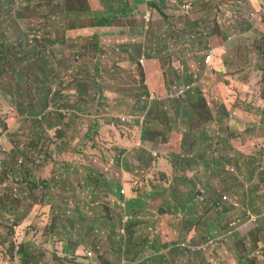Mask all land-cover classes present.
I'll return each instance as SVG.
<instances>
[{
    "label": "rangeland",
    "instance_id": "1",
    "mask_svg": "<svg viewBox=\"0 0 264 264\" xmlns=\"http://www.w3.org/2000/svg\"><path fill=\"white\" fill-rule=\"evenodd\" d=\"M124 1H126L124 10L127 15H121V11H118L124 7L117 8L113 13H107L111 14L108 18V27H117L118 33L95 29L90 25L94 21L93 15L81 14L82 11L74 10L80 13V16H72L70 23L85 24L86 27L74 28L75 34L69 37L64 34L67 30L64 18L66 14L60 13L59 18H56V15L51 16L56 10L57 4L54 1L15 0L10 3L4 1L2 4L0 36H7V47L5 52L0 50V235L6 236V239L2 240L0 236V264H8L13 253L16 254L19 248L31 253V257L26 261L22 260L23 254L20 251V264H67V262L91 264L86 257L72 258L69 253L62 252L63 244L67 245L71 240L67 239L69 230H64L67 215L63 214L64 210L60 207L76 208L78 203L83 207L86 205L94 216L99 211L106 212V204L111 205L116 199L112 197L105 199L107 186L104 187V193L100 194L101 178L105 176L121 182L119 172L112 176L106 171V167L120 171L122 168L120 163H124L121 159L126 155L131 157L130 167L134 168V173L130 180H133L139 196H146V192L151 188L155 190L161 184L169 187L171 184L166 182L163 170L174 172L175 168L180 167L181 165H177L176 161L182 152L176 157L172 146L167 145V142L162 146H155V140H150L152 133L147 129V138L150 142L144 143V146L147 150H151V157L148 159L142 152H137V155L132 154L131 151L139 146L143 122L148 118L147 125L154 126L152 131L162 132L165 129L164 133L168 136L172 132L182 133L183 138H179V142L190 143L194 131H198L204 125H207L205 129L210 131L207 136H212L221 127L217 124L219 117L213 120L212 117L216 116V113L223 114L219 108L220 99L214 98L213 94L209 93L213 83L217 88L216 95L220 98L232 97L233 108H241L252 114L251 125L248 127L250 141L247 146L249 151L251 147H256L259 153L263 151L261 155L264 158V108L258 106L254 111L252 110L254 102L257 101L256 97L264 96V0H259L261 5L257 0H248L247 7L238 8L239 12L236 15L233 12L235 8L232 7L233 14L230 17L223 16V19L220 5L223 4L226 8L225 0H194L193 11L202 18L192 32H185L182 39H173V33L183 29L180 24L170 23L167 18L165 20L169 25H166L162 19H154L151 16L146 31L133 29L141 23L147 8H155L150 7L146 2ZM115 2L122 6L121 0ZM236 3L238 2L233 0L231 4L235 6ZM260 7L262 15L259 16L258 13L256 16H251L252 12ZM63 8L66 9V0L63 2ZM19 13L24 16H19ZM247 14L248 16H245ZM248 17H251L250 20ZM56 19L58 21L54 22ZM224 20L228 24L225 25ZM229 23L234 26L231 27ZM87 27L90 29L89 32H79ZM121 27L123 30H120ZM231 29L234 31L229 33ZM205 31H208L209 41L222 47L221 55L226 65L225 72L206 69L203 64L206 43L200 38L194 39V36L199 37L200 33L204 34ZM18 34L20 37H17ZM166 38L181 46L176 55L184 56L185 62L175 63L179 65V70L170 61L160 62L166 73L164 77L159 75L160 71H157L156 63H153L154 70H149L150 77H147V80L153 87L152 92L157 93L158 100L153 103L151 112L145 111L143 110L145 106L137 107L134 96L129 100L125 95L127 87L134 88L136 82L142 80L132 75V66L126 65L124 77L110 78L107 70L112 67L111 59L117 53L132 49L141 55L144 47L164 44L167 42ZM175 44L172 51L170 47L161 48L163 59L174 55ZM142 56L145 69L146 67L152 69V63L146 61L145 55ZM181 64H186L190 71L197 70L198 78L202 82L200 88L196 90L204 93L206 106H197L205 100L195 101L193 106L197 107H194V111L190 110L189 121L183 114V106L192 100L182 103L183 106H179L176 100L171 101L170 109L169 105L164 109L165 114L169 110L173 111L168 116L169 124L166 125L164 119H157L163 116L162 114L154 115L155 105H159V109H162L165 102L171 99L167 97L164 89L161 93L159 87L163 80L165 84L168 83L167 88L173 84V81L181 82L182 77L188 74L184 72ZM140 69L141 73L145 72L144 68ZM170 70H173L172 75L169 74ZM94 77L97 78L98 85L103 88V97L93 94L91 80ZM258 89L261 91L260 95ZM210 109H215V112ZM123 116L128 119L122 120ZM157 137L163 138L162 135ZM254 138L260 139L254 143ZM184 153H188V150ZM108 158L111 160L118 158V163L114 164ZM142 159L144 164L139 169L140 165L136 162L143 163ZM145 160L152 163L147 164ZM160 161L165 165L160 167ZM244 163L245 160L242 165ZM256 165L262 167L259 163ZM84 166H93L104 175L100 178H89L86 173L81 172ZM62 168H67L68 171L64 172ZM228 168L231 171L229 165H226L224 170ZM137 169L139 171L136 173ZM169 176L175 184L174 177ZM251 177L250 170L249 178ZM213 178L215 177L210 173H206L200 182L194 183V187L197 184L205 188L208 184L214 187L217 184L210 181ZM32 182L43 185L30 191ZM178 183L182 186L184 180L179 179ZM119 186V183H113L116 191H121ZM257 187H254V196L249 199L248 208L249 212L252 211L255 215L263 217L264 202L261 200L264 199V189L260 193L261 200H259ZM129 194L127 190L126 197ZM217 194L219 193L210 194L206 202L204 200L206 194L202 192L205 204L200 202L194 209L190 201L189 210L182 207L179 208L181 211H172L181 196L178 190L173 192L172 189L161 196L164 203L157 207V214L149 219L147 226L135 224L128 232L126 227L125 234H120L123 237L122 241H119L118 237L115 238L111 231L109 235L107 234L109 224L106 221L99 226L90 219L87 226L80 220L75 223L76 229L72 234L74 239L72 241L77 242L82 227L91 230L89 246L94 249L97 264H118L121 259L139 264H143L140 261L144 259L153 261L155 257H150L156 253L157 248H162V242L167 240L166 236L168 240L165 243L172 247L168 253L160 252L162 255L160 257L164 259L163 264H208L209 261L211 264H264V222L262 219L258 220V216L251 218L249 215V218L245 219L246 215L243 216L241 213L240 219L245 220L241 221L243 225L237 223L229 232L240 229L247 233L232 235L234 238L226 242L227 246L225 248L224 245V249L216 248L219 239L206 240L226 229L229 220L222 216L232 218L240 215L237 211L233 216L226 214V204L221 202L226 200V196L220 194L221 200L214 202L216 207L209 209L210 204L218 197ZM49 197L52 198H50L51 202H48ZM69 200H71L69 204H66ZM169 203L170 207L167 206ZM11 204H17L19 207L22 204L33 206L30 210L31 214L28 215L27 220H24L27 229L18 232L12 226V221L7 220ZM140 206L148 213L143 204ZM92 208L94 210H91ZM221 212H224V215ZM212 215L215 221L213 231L208 229ZM80 218L77 213L75 219ZM12 219H15V215H12ZM250 223L257 224L251 226ZM190 226H193V229L198 226L195 229L199 230L195 232L190 230L191 234H187L185 231ZM100 227H104L105 233L95 238V233ZM249 229L253 231L250 232ZM255 229L257 234L254 232ZM57 233L65 237L59 238L56 236ZM133 233L136 239L132 238ZM159 234L162 238L160 242L156 240ZM190 235L194 238H189ZM244 240L249 246L243 243ZM143 242L149 250L144 249L138 257L134 256ZM206 242L216 243L208 252H203L200 248L206 245ZM153 243L156 245L154 246ZM130 244L134 248H128ZM179 244L184 246V251ZM189 247H194V250ZM232 258L235 261H232ZM239 258L244 259L239 262ZM146 264L152 263L148 261Z\"/></svg>",
    "mask_w": 264,
    "mask_h": 264
},
{
    "label": "crops",
    "instance_id": "2",
    "mask_svg": "<svg viewBox=\"0 0 264 264\" xmlns=\"http://www.w3.org/2000/svg\"><path fill=\"white\" fill-rule=\"evenodd\" d=\"M54 1L56 4L61 2L63 3L65 0H51ZM132 1H136V2H146L149 3L150 7H153L155 9H151V8H147L145 11V15L147 13L150 14V16H152L154 19L155 18H159L162 19L166 25H169L165 18H167V20L170 21V23H178L181 25L183 31H177L175 33H173V39H182V37L184 36L185 32H192L194 26L198 23V21L202 18V17H198L195 14V11H193V7L190 8L189 10V14L185 13L182 9L181 6L184 2L190 1V0H155L157 5L154 4V0H132ZM131 1V2H132ZM198 1V0H195ZM226 1V8L223 6V4L220 5L221 10H223V16H228L230 17L233 13H232V7H234L235 9L233 10L234 14L236 15L239 11H237L238 8H240L241 6L247 7V3L248 0H236L238 3L235 4V6H233L231 3L233 2V0H225ZM259 1V0H257ZM121 2L123 4L126 5V1L121 0ZM113 3H117L112 0H88V7L86 10H82V12H80L81 14L83 13H87L90 15H95L94 19H96L99 24H96L95 22H92L90 25L93 26L95 29H101V30H107L109 33H118V28L117 27H112L109 28V24L108 21L103 22L102 20L104 18H110L111 14H107L109 13H113L111 6ZM260 5L261 2L259 1ZM262 7V6H261ZM261 7L258 9H255V12H252L253 14L251 16H256L259 13V16L262 15V11ZM22 9V8H21ZM23 10V9H22ZM74 10L77 11H81L76 9V6H74ZM121 11V10H118ZM123 12H125L124 15H127L128 13L124 10ZM70 16H67L66 21H69L72 16H80V13L78 12H69ZM121 14V13H120ZM245 16H248L245 15ZM249 20L251 17H248ZM148 18L143 17L141 23L136 26L133 27V29H139L142 31H146L148 29L149 26V22L147 21ZM219 22H222L219 20ZM224 24H228L226 20L223 21ZM107 25V26H105ZM229 25L231 27L234 26V24L229 23ZM78 27L76 28H82V27H86L85 24H78ZM121 29V28H120ZM89 27H87L86 29L80 30L79 32H89ZM234 29H231V32H233ZM75 34V33H74ZM73 34V35H74ZM233 34V33H232ZM72 36V35H67ZM200 38L202 41H204L206 43L205 48V52L208 49V47H215L217 51L215 54V63L217 65L218 68H221L222 66H225V63L223 62L222 59V55H221V50L222 47L220 45H214L211 41H209V35H208V31H205L204 34L200 33L199 37H195L194 39H198ZM167 42L164 44H155V45H149L146 46L142 49L141 55H139L138 53L134 52L132 49H128L126 50V54H125V60L128 63L134 64L137 61L139 62L140 59L144 60V57L142 55H145V59L147 62H151L152 63V69L146 67H144V62L142 64H140V66L142 65V68H144L145 73L147 74L146 77H150V75L148 74L149 70H154L153 69V63H156V69L157 71H160V74L162 77L166 76L165 71L162 69V66L159 64L160 62H172L177 69L179 68V65H176L175 63L181 61V62H185L184 60V56H180V55H176L178 53V48H180L181 46L178 43H173V41L170 40V38H166ZM176 49L173 50L174 55H172L170 58L168 59H163L161 56V48L163 47H170L171 51L174 47ZM182 69L184 70V72H188V74L184 75V80L187 78V76L193 72L190 71L188 66L186 64H181ZM99 70V68H97V71ZM179 70V69H178ZM196 71V70H194ZM218 71V70H217ZM227 72V69H226ZM173 70L169 71V74L172 75ZM118 77H124L125 76V72L123 69H120L117 71ZM134 77L137 78H141L138 77L135 73L132 74ZM148 78H143L141 81L136 82V87L134 88H126V96L128 97L129 100H132L133 97L131 95V93H134L135 90H144L148 93H150L149 91L151 90V92L153 91V87L150 84L149 85V81L147 80ZM81 80V79H80ZM99 80V79H98ZM83 81V79H82ZM100 81V80H99ZM147 81V82H146ZM201 80L199 81L198 85L196 87H194L185 97L184 100L180 99H170V101H166L163 108L159 109V105H155V113H157L158 115H163V116H159V119H164L166 122V125L169 124V118L168 116H170L173 111L167 112V114H165L164 109L166 106L169 105V102L176 100L179 106H183L184 103L187 102V100L192 102H188L186 106L184 107V116L187 117V120L190 121V110H193L192 107L195 103V101H199V100H205V95L201 90H196L198 88H200L201 85ZM215 84L213 83V87L209 90V93L213 94L214 98H219L220 99V105L219 108L222 110V113H216V116L212 117L213 119L218 118L217 120V124H219L221 127H219L216 131V133H213L212 136H207L208 132L207 129H205V127L207 125H204L203 127L201 126L200 129L198 131H194V137L192 139V141L190 143L186 142V141H180L179 142V138H183V134L180 133H176V132H172V134L170 136L166 135L164 133L165 129H163L162 132H156V131H152V129H154V126H152L151 124H148L149 119L146 120L145 125L146 127L149 129V131H151V137L150 140H155L154 144L155 146L159 145L162 146L165 144V142H167V145L172 146L173 150H174V154L176 155V157L182 152V154H180V158L176 161L177 165H181L180 167L175 168L174 172H168L166 170V172L163 170V173L166 175V182H170V186L169 187H164L162 184L161 186L157 187L155 190L154 189H150L149 192H146V196H139L138 194V190L136 189V187L133 185V180L132 179V174L134 173V168L130 167V162H131V157L130 155H126L123 156V158L121 159V162L124 163H120V166L122 167L121 170H116L112 167H106V171H109L111 173V175H115L117 172H119L120 174V181L118 180H114V179H110L108 177L103 176L104 173L102 171H100L99 169H96L93 166H84L85 168L82 169L81 172L86 173L89 178L91 177H102L101 181H102V185H101V193H104V187L107 186L108 190H107V194L105 199H108L109 197L115 198L116 200L111 202V208H112V213L113 215H117L119 218H123L124 220H126L127 224L130 226L132 223L134 224H142V226H147L148 221L150 218H152L153 216H155L157 207L159 205H162L164 203L163 200H161V196L167 192V191H171L173 189V192L178 190L181 193V196L178 200V202L175 204V206L173 207L172 211H176L179 210L181 211L182 207H186L188 210L189 208V204L188 201H191L194 204V209L198 207V205L200 204V201H198V199H196V196L200 195L202 192H204L206 194V197L204 200H206V202L208 201V196L212 193H219L221 196L226 195L228 197V203L224 202L223 200L221 201L222 203H225V207H227V213L230 216H233V213L235 211L239 212L241 216V213L244 215V212L247 211L249 212V208H248V204L250 203V200L253 196H254V190H255V186H258L257 188L259 189V194H258V199L261 200V196L260 193L261 191L264 189V171L262 170V168L264 167V158L261 154H263V151H261L260 153L256 150V147L254 148H250L249 151V147L247 146V143H249L250 141V135L248 134V127L251 125V121H252V114L249 113L248 111L241 109V108H233L232 107V97L227 96L224 98H220L218 95H216V90L217 88L214 86ZM150 88V90H149ZM163 89L167 92V97H168V93H169V87L167 88L166 84L164 83V80L161 83V86L159 87V91H161V93H163ZM101 90V95L104 93L103 92V88L100 87ZM229 90V88H228ZM258 92L260 93L261 91L258 89ZM169 98V97H168ZM158 100V99H156ZM155 101V100H154ZM206 102V100H205ZM183 103V104H182ZM172 108H175V106H172ZM254 108H258V104L255 101L254 102V107H253V111ZM169 109H170V105H169ZM248 110V108H247ZM194 111V110H193ZM210 111L215 112V109H210ZM211 119V118H210ZM182 124V121L181 123ZM211 126V124L209 123V127ZM215 126V124H214ZM174 131V130H173ZM192 131V130H191ZM225 134V135H224ZM159 135H162L163 138L161 137H157ZM141 138L139 139V146L135 147L131 153L134 155H137V152H142L144 154L147 155L148 159L151 157V150H147L146 147L144 146V143L150 142V140L147 138L148 134L143 135V130L141 131L140 134ZM156 138V139H155ZM202 139H205V141H203ZM257 139L260 138H254L253 140L254 143L257 141ZM188 145V147H187ZM186 150H188V153H184ZM156 154V152L154 153ZM251 156V158H250ZM175 157V158H176ZM108 160H110L112 163L117 164L118 163V158L117 159H113L111 160L110 158H108ZM243 160H245L244 165H242ZM141 163L140 161L136 162L137 165L139 166V169L143 167L144 164V159H142ZM145 162L147 164H151L152 162H149L148 160H145ZM108 163V161H107ZM259 163L260 165H262V167L257 166L256 164ZM160 167L165 165L164 162L159 163ZM226 165H229L231 167V171L229 170L230 168H228L227 170H224V167ZM251 166V167H250ZM250 167V168H249ZM209 169V170H206ZM62 170L64 172H67L68 169L67 168H62ZM250 170L252 171V177L249 178L250 175ZM139 170H135V172L137 173ZM211 174L212 177H215L213 179H211L210 181L212 183H216L217 185L214 187H211L209 184L206 186L207 188H205L204 186H200L201 184H197L194 187V183L195 182H200V180L202 179V176L204 174ZM169 175H172L174 177L175 180V184H173V182L171 181V177ZM179 179H183L184 180V184L182 186H179L178 180ZM262 179V181H261ZM119 183L120 186L118 187L120 190H125V194H123L121 191H116L113 188V183ZM90 185L92 184L91 182L89 183ZM117 187V186H116ZM178 187V189L176 188ZM125 188V189H124ZM143 188V186H142ZM202 188V190H201ZM135 189V190H133ZM144 189V188H143ZM128 190L129 196L126 197V191ZM207 190V191H206ZM264 191V190H263ZM124 195H122V194ZM217 194V198H215L213 200V202L210 204L209 209H212L215 204L214 202L216 201H220L221 200V196ZM203 200V201H204ZM71 200H69L66 204H69ZM262 202H264V199L261 200ZM206 202H203L204 204ZM105 203V202H103ZM141 204H143L146 208H147V212H144L142 209V206H140ZM239 204V206H238ZM168 207H170V203L167 204ZM244 206V207H241ZM33 206H25L22 204L21 207H17V211L20 213V215L22 216V220H18L20 216H18L15 212H14V204H11L10 206V212L8 213L9 218L7 219L8 221H12V226L14 227V229L16 231H23L25 229H27V226H24L26 221L28 218V215L31 214V208ZM216 207V206H215ZM231 207H235L234 210H230L228 208ZM63 210L67 211V220L68 219H74L73 223H70L67 221L66 226L64 227V230H69V234H67V239L71 240L67 243V245L63 244L64 246H62V252L63 253H69L72 258H80L83 256V253L85 250H93L94 249L92 247H90V242H91V230L88 231V229H84L83 227L80 229V232L78 234V240L77 242H73L72 240H74L72 238V234L74 233L76 227H75V222H77L78 220H80L81 222H84V225L87 226V224L89 223L88 220L90 219L91 221H96L98 219V216L102 214V212H98L97 215H92L91 212L89 211V209L87 208L86 205H84V207L78 203H76V208H71L69 206V208L67 207H60ZM178 208V209H177ZM219 208V207H218ZM91 210H94V208H92ZM214 211V210H212ZM223 211V210H222ZM233 211V212H231ZM168 213V211H166ZM215 213L217 211H214ZM77 213L80 215V219H76L75 217L77 216ZM252 216H258L255 215L254 213H252V211L250 212ZM197 214V213H196ZM222 215H224V212H221ZM12 215H15V219H12ZM198 215V214H197ZM260 215V214H259ZM263 217H259L258 216V220L262 219V221L264 222V213L262 214ZM212 220L209 222L208 224V229L213 231L214 229V225H215V221L213 219V215L211 216ZM236 217V216H234ZM234 217H228L225 218L222 216V218L226 219V220H231ZM24 221V222H23ZM21 222H23L22 224H20ZM155 222V219H154ZM202 222L203 219H202ZM20 224V225H18ZM251 226H256L257 223H250ZM200 226V225H199ZM198 226H195V228ZM130 228L133 229V227L130 226ZM193 229V226H190V229L192 232H195L199 229ZM251 229H249L250 231ZM189 231V230H188ZM254 232L257 234L256 229L254 230ZM240 233V234H239ZM247 232H244V230L239 231L237 233L234 234L235 235H244ZM100 233L97 231L95 233V238H98V235ZM185 234V233H184ZM17 235V234H16ZM259 235V234H258ZM1 236V235H0ZM25 236V234H24ZM59 238H62L63 236L65 237V235L60 236L58 233L57 235ZM2 240L6 239V236H1ZM161 236L160 234L158 235V237H156V240H158V242L161 241ZM166 239L168 240L167 236ZM167 240L163 241L162 243V248L158 251V253H154L152 257L150 258H154L155 259L152 261L150 260H142L140 262L142 263H148V261L152 264H161L162 259L160 257L161 253L165 254L170 252V249L172 246L168 245L167 243H165ZM121 241V240H119ZM245 241V240H244ZM153 245L155 246L156 244L153 243ZM152 246V244L150 245V247ZM149 247V248H150ZM223 249V248H222ZM149 250V249H148ZM250 250V249H249ZM247 250V251H249ZM21 251V253L23 254V258L22 260H26L28 261L29 258L31 257V253L28 250L25 249H20L18 250V252L15 254L13 253V257L10 259V262H8V264H20L19 260L20 257L19 254ZM244 258H242L243 260ZM239 258V262L242 261ZM232 261H235L232 258ZM124 262L123 259L120 260V262L118 264H122ZM125 262H131L129 264H139L138 262H134V261H125ZM67 264H74V263H69L67 262ZM243 264V263H242Z\"/></svg>",
    "mask_w": 264,
    "mask_h": 264
},
{
    "label": "trees",
    "instance_id": "3",
    "mask_svg": "<svg viewBox=\"0 0 264 264\" xmlns=\"http://www.w3.org/2000/svg\"><path fill=\"white\" fill-rule=\"evenodd\" d=\"M14 2L15 0H0V14H1V10H2V4H3V2ZM26 1H28V0H26ZM112 1H114V0H112ZM155 1V0H154ZM122 3V2H121ZM19 4L21 5V1L19 2ZM154 4L155 5H157V3H156V1L154 2ZM74 6H76V9H78V10H86L87 9V7H88V0H66V9L65 8H63V3H61V2H59V3H57V5H56V10L51 14V16H55L56 15V18H59L58 17V15L60 14V13H65L66 15H65V19L67 18V16H70V13L69 12H74ZM125 6V4H123L122 3V6H120L119 5V3H113L112 4V6H111V9H112V11L114 12L117 8H119V7H124ZM124 9H125V7L124 8H122L121 9V15H124L125 14V12H123L124 11ZM181 9H182V7H181ZM10 10V9H9ZM8 10V11H9ZM183 10V9H182ZM184 12H185V10H183ZM186 13V12H185ZM93 15V14H92ZM19 16H21V17H23L24 15L22 14V13H19ZM93 16H95V15H93ZM46 18H47V16H46ZM58 20L56 19L54 22H57ZM103 22H105V21H109V19L108 18H104L103 20H102ZM93 22H95L96 24H99V22L96 20V19H94V21ZM66 25H67V30L65 31V36L66 37H68L67 35H73L74 33H75V30H74V28H76V27H78L77 26V24H72V23H70V21H66ZM100 25V24H99ZM105 26H107V25H105ZM120 30H123V27H121V29ZM17 37H20V35L18 34V36ZM6 38H7V36H0V50L1 51H3V52H5V47H7V41H6ZM5 41H4V40ZM18 41V38L16 39V42ZM13 48H14V44H13ZM35 50V49H34ZM126 51H124V52H120V53H117L116 55H114V57L111 59V61H112V67L111 68H109L108 70H107V73H108V75H109V77L110 78H113V77H118V74H117V71L118 70H120V69H125V67H126V65H131L132 66V70H133V72H132V74L133 73H135L137 76H139V77H141L142 79L143 78H147L146 76H147V74L145 73V72H143V73H141V69L140 68H142V65L140 66V62H136V63H134V64H131V63H128V62H126V60H125V53ZM140 63V64H139ZM143 69V68H142ZM97 71V70H96ZM190 75V74H189ZM188 75V76H189ZM81 81H82V79H81ZM91 86L93 87V94L95 95V96H100V97H103L104 95L102 94L101 95V90H100V86L98 85V83H97V78H92V80H91ZM166 86H168V83L166 84ZM145 94H147V92L146 93H143V92H141V90L139 89H137V90H135V92L134 93H131V95L132 96H134V99H135V104L136 105H138L137 107H141V106H145V109H143V110H148L149 112H151L152 110L151 109H153L152 107L154 106V102L156 101H151V102H149V101H146V99L143 97V95H145ZM197 106H206V102L204 101L202 104H200V105H197ZM197 106H193L192 107V109L193 110H195L194 109V107H197ZM198 109V108H197ZM33 110V108L31 109V111ZM154 115L155 116H158V114L157 113H155V108H154ZM148 119V118H147ZM146 119V120H147ZM145 122L146 121H144L143 122V125H142V127H143V135H145V134H148L147 133V127H146V125H145ZM149 122V121H148ZM149 130V129H148ZM5 131V130H4ZM33 145V144H32ZM32 145H30L29 147L31 148L32 147ZM32 149V148H31ZM43 184H38L37 182H32L31 183V186H30V191H33V190H35V189H37V188H40V186H42ZM55 188L57 187V186H54ZM51 197H49V199H50ZM43 199V198H42ZM52 199V198H51ZM190 201H188V203H189ZM17 207H18V205L17 204H15L14 205V212L18 215V216H20L19 217V219L18 220H22L23 218H22V216L20 215V213L17 211ZM193 207H194V204H193ZM106 209H107V211H106V213H107V215H108V212H109V209H108V207L106 206L105 207ZM63 214H65V215H67V211H63ZM108 218H109V215H108ZM110 219V218H109ZM76 220V219H75ZM68 222H70V223H73V221H74V219H68L67 220ZM76 223V222H75ZM134 223H132L130 226L131 227H133L134 228ZM99 226H97V228H98ZM97 231H99V232H102L103 231V228H99ZM110 231H111V233H112V235L113 236H116V235H118V233H119V231L117 230L116 231V225H112L110 228H109V232H107V234L109 235V233H110ZM251 231H253V230H251ZM250 231V232H251ZM135 237V233H133L132 234V238L133 239H136V238H134ZM122 239L123 238H121L120 240L122 241ZM222 246V244L221 243H219V245H218V247H221ZM130 247H133L131 244L130 245H128V248H130ZM180 247V246H179ZM217 247V248H218ZM134 248V247H133ZM182 250H183V248L182 247H180ZM148 250V248L145 246V243L143 242L142 244H141V248L138 250V252L136 253V254H134V256H136V257H138L139 256V254L143 251V250ZM160 249H156V252L158 253V251H159ZM184 251V250H183ZM130 252V251H129ZM186 253V252H185ZM173 254V253H172ZM126 256V255H125ZM127 257V256H126ZM161 257H162V255H161ZM160 260H162V262H161V264H163L164 263V259L162 258V259H160ZM221 263V262H220ZM64 264V263H63ZM144 264V263H143ZM146 264V263H145ZM222 264V263H221ZM224 264H227V263H224Z\"/></svg>",
    "mask_w": 264,
    "mask_h": 264
},
{
    "label": "clouds",
    "instance_id": "4",
    "mask_svg": "<svg viewBox=\"0 0 264 264\" xmlns=\"http://www.w3.org/2000/svg\"><path fill=\"white\" fill-rule=\"evenodd\" d=\"M147 21H149V20H147ZM209 48H211V47H208V49ZM215 48V47H214ZM213 48V49H214ZM208 49L206 50V52L204 53V57H203V64L205 65V63H204V61H205V56H206V54H207V51H208ZM216 48L214 49V53L216 54ZM218 52V51H217ZM140 62V61H139ZM143 62H144V60H143ZM143 62H140L141 64L143 63ZM214 66H215V70H218L219 72H225V66H222L221 68H218L217 67V65H216V63H215V57H214ZM213 70V69H212ZM197 73V70L196 71H193V72H191L190 73V75L189 76H187V78L184 80V77H182V80H181V82H177V81H173V84H171L170 85V89H171V87L174 85V84H185V83H187V82H190L191 80H192V75L193 74H196ZM77 77H78V75H76ZM80 80V79H79ZM78 80V81H79ZM81 81V80H80ZM200 81V80H199ZM199 81L197 82V84L195 85V86H193V88L194 87H196L197 85H198V83H199ZM192 88V89H193ZM170 89H169V93H168V97L169 98H171V99H183L192 89H190L183 97H180V98H173V97H170ZM141 92H143V93H146V91H144V90H141ZM150 93H148L147 92V94H145V95H143V97L146 99V101H149V102H151V101H153V100H156V98H157V93H153V92H151V91H149ZM151 93H153L154 95H156V98H153V99H151L150 98V95H151ZM258 95H260V93L258 94ZM257 95V96H258ZM256 102H257V104H258V106H260V107H263L264 108V96H259V97H256ZM124 117V116H123ZM128 117H130V116H128ZM263 138H261V140H262ZM256 150H257V148H256ZM258 151V150H257ZM155 155V154H154ZM156 156V155H155ZM262 170L264 171V167L262 168ZM55 188V187H54ZM121 192L122 193H124L125 194V190H121ZM100 194H101V191H100ZM226 196V195H225ZM197 199V198H196ZM52 200L51 199H49V201L48 202H51ZM224 202H228V197L226 196V200H223ZM106 206L108 207V209H109V212H108V215H109V218H108V215H107V213L106 212H102V214L101 215H99L98 216V219L95 221L97 224H99V226H102V224H103V222H107L108 224H109V228L112 226V225H116V231L118 230L119 231V233H118V235H116V236H114L115 238L116 237H118V239L120 240L121 238H123V237H121L120 236V234L122 235H124L125 234V231H126V227H127V232L129 231V228H130V226L126 223L127 221L126 220H124V217L123 218H119L117 215H113V213H112V208H111V205H108V203L106 204ZM235 209V207H231L230 208V210H234ZM222 210H223V208H222ZM244 215H246L245 217V219H248L249 218V215L251 216V218L253 217V218H255V216H252L251 215V213L250 212H247V214H246V211L244 212ZM240 218H242V217H240V216H236V217H234L233 219H231L230 221H228V223H227V225H226V229L223 231V232H221L220 234H218V235H216V236H212V237H210V238H207L206 240H209V239H219L218 241H217V246H216V248L218 247V245H219V243H221L222 244V246L221 247H218V248H223L224 249V245H225V248H226V246H227V244H226V242L228 241V240H230V239H232V238H234V236H232V235H234L235 233H237V232H239V231H242V230H240V229H236L234 232H229V230H230V228L233 226V225H235V224H237V223H240L241 225H243L242 223H241V221H245L244 219H240ZM250 218V219H251ZM258 219V218H257ZM240 220V221H239ZM117 224H118V226H117ZM101 228H104V227H101ZM130 229H132V228H130ZM189 230V231H188ZM190 227H188L187 229H186V231L185 232H187V234H191L190 233ZM107 231L109 232V229H107ZM99 232V231H98ZM192 232V231H191ZM100 234L101 233H105L104 232V229H103V231L102 232H99ZM99 234V235H100ZM240 234V233H239ZM238 234V235H239ZM189 238H194L193 236H189ZM186 242H188V240L186 241ZM207 244H210V242L208 243V242H206ZM214 243H216V242H212V245L210 246V247H208V248H213V246H214ZM245 245H247L248 244V242L245 240L244 242H243ZM179 246L180 247H182L183 249H184V246H182L181 244H179ZM247 246H249V245H247ZM217 248V249H218ZM93 251V250H92ZM84 254V253H83ZM81 258H84V255L81 257ZM124 260V262L125 261H131V260H125V259H123ZM126 263H131V262H126ZM123 264V263H122ZM208 264H211L210 263V261L208 262Z\"/></svg>",
    "mask_w": 264,
    "mask_h": 264
},
{
    "label": "built area",
    "instance_id": "5",
    "mask_svg": "<svg viewBox=\"0 0 264 264\" xmlns=\"http://www.w3.org/2000/svg\"><path fill=\"white\" fill-rule=\"evenodd\" d=\"M194 0H190L187 2H184L182 4V9L185 10L186 13L189 12L190 8L192 7V3ZM145 18H148L147 20H150L151 16L149 13H147L146 15H144ZM214 47L212 46L211 48L208 49L207 54L205 56V67L206 69H215L214 66V57H215V53H214ZM140 62H143V59L140 60ZM198 74H193L192 75V80L190 82H187L185 84H174L171 89H170V97L173 98H180L183 97L190 89L193 88V86H195L197 84V82L199 81L198 78ZM150 98H156V95H154L153 93H151ZM128 118L126 116L122 117V120L126 121ZM156 155V154H155ZM196 198L198 199V201L203 202V196L200 194L198 196H196ZM253 218V217H252ZM212 245V242H210V244H206L203 247L200 248V250H202L203 252H208L209 248ZM190 249L194 250V247H189ZM84 257H86L87 259H89L91 261V264H97V262L95 261V259L97 258L96 255L94 254V251L92 250H85L84 251ZM123 264H129L126 262H123Z\"/></svg>",
    "mask_w": 264,
    "mask_h": 264
}]
</instances>
